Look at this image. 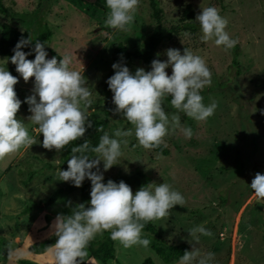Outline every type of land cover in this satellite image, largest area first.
I'll list each match as a JSON object with an SVG mask.
<instances>
[{
	"label": "rangeland",
	"instance_id": "obj_1",
	"mask_svg": "<svg viewBox=\"0 0 264 264\" xmlns=\"http://www.w3.org/2000/svg\"><path fill=\"white\" fill-rule=\"evenodd\" d=\"M4 2L16 13L15 25L21 31L39 39L45 32L44 25L51 30L48 46L61 59L70 56V67L84 73L94 101V111L89 109L90 120L107 117L110 135L117 128L133 127L114 113L113 93L109 114L105 112L108 99L103 87L116 44L123 43L131 50L141 44L157 23L155 10L167 28L178 25L187 4L196 16L202 7L220 10L229 20L226 31L239 41L233 49L226 50L212 41L202 42V31L195 20V31L182 29L172 39H165L154 58L165 61L167 49H180L183 54L185 47L203 57L212 73V83L201 95L205 105L216 102L214 115L197 122L176 113L165 101L168 114L179 115L181 125L192 129V137L186 138L179 130L170 132L165 138L170 152L163 156L139 146L133 135L127 138L129 143L122 149L119 164L104 171L101 161L100 170L105 183L108 179L117 183L123 180L134 193L150 183L166 182L185 197L184 207L176 205L168 218L153 222L166 242L187 243L191 250L188 230L204 225L213 235H200L199 247L215 253L213 264H264V202H257L250 187L257 172L264 174V0H140L127 32L105 25L109 13L106 0ZM6 20L0 15V29ZM53 56L48 54L47 58ZM9 63L8 58L0 57V67L7 68ZM140 67L151 70L137 61L129 69L134 74ZM166 71L171 75V66ZM17 77L22 101L17 117L24 120L37 144L0 161V264H20L21 258L35 264H53L50 246L33 252L30 245L47 239H52L50 245L55 242L52 225L62 208L77 200L78 192L64 191L55 203H48L57 188L68 184L57 176L58 169L66 170L59 165L65 149L49 151L42 146L43 134L28 121L31 112L26 97L33 94L34 77L27 83L20 75ZM115 256L122 264H140L145 257H151L156 264H179L180 259L164 262L150 245L126 249L117 241ZM87 264L101 263L89 258ZM106 264L117 263L109 260Z\"/></svg>",
	"mask_w": 264,
	"mask_h": 264
},
{
	"label": "clouds",
	"instance_id": "obj_2",
	"mask_svg": "<svg viewBox=\"0 0 264 264\" xmlns=\"http://www.w3.org/2000/svg\"><path fill=\"white\" fill-rule=\"evenodd\" d=\"M106 7L109 13L105 25L127 32L134 23L140 0H106ZM195 20L202 31V42L212 41L226 50L233 49L239 42L226 31L229 20L217 7H202ZM31 42V36L22 37L10 60L26 83L34 77L33 94L26 97L31 112L28 121L37 125L39 134H43L45 149L61 152L85 137L88 128L93 126L90 120L94 111L92 91L86 86L84 73L70 67V56L65 55L59 61L55 56L47 58L46 42L36 40L35 59H28L31 53L22 49ZM166 55L165 61L154 59L150 71L140 67L134 74L119 62L112 65L115 73L107 84L113 92L112 100L116 106L113 111L133 127L117 128L111 135L99 128L98 131L103 132L99 143L93 146L85 140L71 147L67 170L58 169V180L71 182L76 187L82 186L86 178L91 181V206L80 203L70 214L57 215L52 225V235L56 239L48 248L53 264H83L90 242L105 231L126 249L133 246L147 248L150 240L142 238L146 224L168 218L176 205H186L185 197L169 183H150L134 193L123 180L117 183L108 179L105 183L100 170L101 161L104 171L119 164L122 149L129 143L127 138L133 135L139 146L146 150L162 145L167 147L165 138L177 130L186 138L192 137V129L181 125V117L166 111L164 105L169 97L176 113H183L197 122L214 115L216 102L205 105L201 95L212 83V73L205 59L187 47L183 54L180 49L169 48ZM169 66L171 75L166 71ZM18 82L19 77L0 67V161L37 144L24 120L17 117L22 105L15 90ZM250 187L257 202H264V174L257 172ZM188 231L192 248L183 253L179 264H213L215 253L202 251L199 247L200 235L212 236V231L204 225ZM12 255L10 248L9 257Z\"/></svg>",
	"mask_w": 264,
	"mask_h": 264
},
{
	"label": "trees",
	"instance_id": "obj_3",
	"mask_svg": "<svg viewBox=\"0 0 264 264\" xmlns=\"http://www.w3.org/2000/svg\"><path fill=\"white\" fill-rule=\"evenodd\" d=\"M155 14L157 17V23L152 30L151 34L148 35L145 40L139 44L135 49L131 50L129 49L125 44L118 43L115 46L114 52L115 56L113 59V62L111 64L108 77L106 81L104 82L103 91L104 94L107 96L108 101L105 104V112L106 114H109V100L110 95L113 93L108 84L107 80L114 75L115 69H113L112 65L114 63H121L123 65L128 66L131 68L134 65V62H139L142 65H144L147 68L151 67V62L155 58V53L157 52L160 44L165 39H172L175 34H177L180 30H191L195 31V18L196 14L195 11L191 9V5L187 4L184 8V12L182 17H180V21L178 22V25L172 26L170 28H167L164 26L160 21L159 12L155 10ZM0 15L6 17L8 20L4 21L1 25L0 29V57H5L10 60V57L14 55V48L18 41L23 38H28L29 36L32 37V42L28 46L24 47L22 50L25 52H30L31 55H29L28 59H35V52L33 51L36 40H39L40 42L45 43V49L48 54L54 55L57 57L58 61L61 59L60 55L57 54L50 46H48L50 37H51V30L47 27V25H44L45 32L40 35L39 39L34 38L30 32L28 31H21L16 25H15V15L16 13L12 9V7L4 2V0H0ZM159 16V17H158ZM8 71H10L13 75L18 76L19 73L16 72V66L14 64L10 63L7 67ZM15 90L17 92L18 98H21V94L19 92V88L15 85ZM170 97L166 100L167 104L170 105ZM107 116V115H106ZM93 126L91 128H88L85 137L81 138L80 140L76 141L74 145L70 144L65 147V153L61 159L60 167L67 170L68 168V160L71 158V147L77 146L78 144L83 143L85 140H88L90 144L93 146L97 145L99 143L100 136L103 135V132H99V128H103L104 131L107 132L108 129V118L107 117H99L92 119ZM154 152H156L159 155L166 156L169 154L170 150L168 147H164L163 145L160 148L153 149ZM94 155V154H90ZM94 158V157H93ZM139 176V173L138 175ZM90 189H91V181L89 179H85L82 186L76 187L71 182H68L66 187H60L57 188L53 194L50 195L48 199V203H55L56 200L60 197L61 194L64 193V191H77L78 196L77 200L73 203H71V206L69 204L65 205L62 208V214H70L72 208H74L76 205L83 203L86 205V207H89L90 202ZM143 231H146L148 233L142 234V238H146L150 240V246L151 248L156 252L157 255H159L164 262H170L173 259L179 258L183 255V253L186 250H189V245L187 243H180V244H171L166 242L164 239H162L158 232L155 229V226L153 225V222H149L146 224ZM52 239H47L38 243H34L30 245V249L33 252H40L50 246ZM115 242L110 238V233L105 231L103 232L101 238L99 239H93L90 242V245L87 249V257L86 261L83 262V264H87V260L89 258H94L99 261L101 264L108 263L109 260H115L117 264H122L120 260L116 259L115 256ZM20 264H35V262L26 259L21 258L19 260ZM140 264H156L155 261L151 257H145Z\"/></svg>",
	"mask_w": 264,
	"mask_h": 264
},
{
	"label": "crops",
	"instance_id": "obj_4",
	"mask_svg": "<svg viewBox=\"0 0 264 264\" xmlns=\"http://www.w3.org/2000/svg\"><path fill=\"white\" fill-rule=\"evenodd\" d=\"M92 259V258H91Z\"/></svg>",
	"mask_w": 264,
	"mask_h": 264
}]
</instances>
